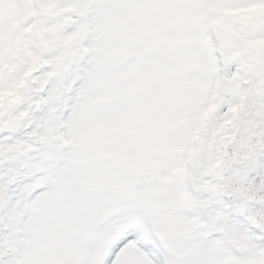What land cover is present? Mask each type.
Listing matches in <instances>:
<instances>
[{
	"label": "snow or ice",
	"instance_id": "1",
	"mask_svg": "<svg viewBox=\"0 0 264 264\" xmlns=\"http://www.w3.org/2000/svg\"><path fill=\"white\" fill-rule=\"evenodd\" d=\"M0 264H264V0H0Z\"/></svg>",
	"mask_w": 264,
	"mask_h": 264
}]
</instances>
